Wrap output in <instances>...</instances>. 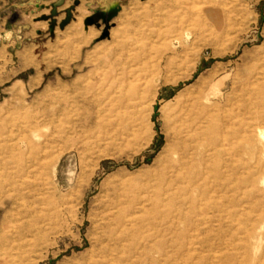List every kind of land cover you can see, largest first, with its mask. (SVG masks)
<instances>
[{
	"label": "rangeland",
	"instance_id": "374dc122",
	"mask_svg": "<svg viewBox=\"0 0 264 264\" xmlns=\"http://www.w3.org/2000/svg\"><path fill=\"white\" fill-rule=\"evenodd\" d=\"M0 264H264V0H0Z\"/></svg>",
	"mask_w": 264,
	"mask_h": 264
}]
</instances>
